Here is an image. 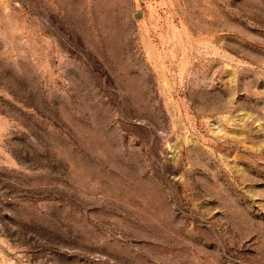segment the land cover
Here are the masks:
<instances>
[{
    "label": "rangeland",
    "instance_id": "obj_1",
    "mask_svg": "<svg viewBox=\"0 0 264 264\" xmlns=\"http://www.w3.org/2000/svg\"><path fill=\"white\" fill-rule=\"evenodd\" d=\"M0 264H264V0H0Z\"/></svg>",
    "mask_w": 264,
    "mask_h": 264
}]
</instances>
